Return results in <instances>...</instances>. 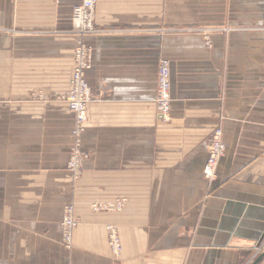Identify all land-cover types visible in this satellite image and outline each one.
I'll list each match as a JSON object with an SVG mask.
<instances>
[{"label": "crops", "instance_id": "crops-1", "mask_svg": "<svg viewBox=\"0 0 264 264\" xmlns=\"http://www.w3.org/2000/svg\"><path fill=\"white\" fill-rule=\"evenodd\" d=\"M80 2L0 0V264H251L264 239V0H97L98 33L82 40L88 159L74 180V116L60 97ZM196 28L216 30L210 46ZM161 60L166 122L155 105ZM216 128L225 153L210 182ZM117 201L120 212L94 209ZM67 205L79 223L70 249Z\"/></svg>", "mask_w": 264, "mask_h": 264}, {"label": "built area", "instance_id": "built-area-1", "mask_svg": "<svg viewBox=\"0 0 264 264\" xmlns=\"http://www.w3.org/2000/svg\"><path fill=\"white\" fill-rule=\"evenodd\" d=\"M97 0H81L73 8L71 24L72 33L78 38V44L74 49L73 70L69 81L68 93L60 97V100L67 104L74 116V126L71 131V151L67 162V169L72 178L77 179L83 170L84 162L88 159V154L82 151V136L87 123V109L92 101L90 88L85 80V72L91 67V50L83 43V38L98 33L95 23V7ZM206 46H210V36L202 30ZM157 85L155 105L157 108V118L166 122L171 110L170 95V70L169 63L161 60L157 67ZM208 159L203 168V176L207 181H214L220 159L224 156L225 145L221 128H216L208 142ZM123 208V201L105 206H96L94 209L106 210L110 212H120ZM79 223L74 216L72 205L65 206L61 222L62 242L67 249L71 248L73 231ZM109 247L114 256H119L122 251L120 238L112 226H107ZM264 252V239L256 247L255 255Z\"/></svg>", "mask_w": 264, "mask_h": 264}, {"label": "rangeland", "instance_id": "rangeland-1", "mask_svg": "<svg viewBox=\"0 0 264 264\" xmlns=\"http://www.w3.org/2000/svg\"><path fill=\"white\" fill-rule=\"evenodd\" d=\"M202 30H205V32H207L208 34H209V36H210V34L213 32V31H216V30H210V29H207V28H196V29H194V30H189L190 32H196V33H199V34H202V36H203V34L204 33H202Z\"/></svg>", "mask_w": 264, "mask_h": 264}, {"label": "water", "instance_id": "water-1", "mask_svg": "<svg viewBox=\"0 0 264 264\" xmlns=\"http://www.w3.org/2000/svg\"><path fill=\"white\" fill-rule=\"evenodd\" d=\"M262 257H263V254L258 256L251 264H258L261 261Z\"/></svg>", "mask_w": 264, "mask_h": 264}]
</instances>
